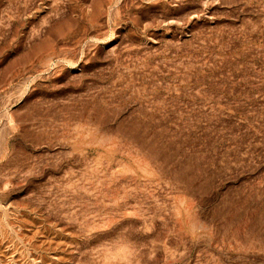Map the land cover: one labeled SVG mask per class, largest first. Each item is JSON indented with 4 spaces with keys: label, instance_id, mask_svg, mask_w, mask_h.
Returning a JSON list of instances; mask_svg holds the SVG:
<instances>
[{
    "label": "rangeland",
    "instance_id": "obj_1",
    "mask_svg": "<svg viewBox=\"0 0 264 264\" xmlns=\"http://www.w3.org/2000/svg\"><path fill=\"white\" fill-rule=\"evenodd\" d=\"M0 264H264V0H0Z\"/></svg>",
    "mask_w": 264,
    "mask_h": 264
}]
</instances>
